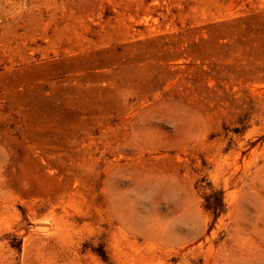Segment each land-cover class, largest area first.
Listing matches in <instances>:
<instances>
[{"label":"rangeland","instance_id":"rangeland-1","mask_svg":"<svg viewBox=\"0 0 264 264\" xmlns=\"http://www.w3.org/2000/svg\"><path fill=\"white\" fill-rule=\"evenodd\" d=\"M0 264H264V0H0Z\"/></svg>","mask_w":264,"mask_h":264}]
</instances>
